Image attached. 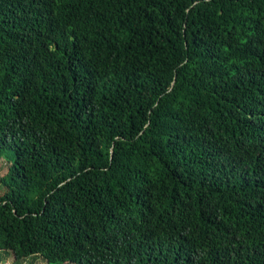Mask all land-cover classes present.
<instances>
[{
  "label": "trees",
  "instance_id": "trees-1",
  "mask_svg": "<svg viewBox=\"0 0 264 264\" xmlns=\"http://www.w3.org/2000/svg\"><path fill=\"white\" fill-rule=\"evenodd\" d=\"M0 261L264 264V0H0Z\"/></svg>",
  "mask_w": 264,
  "mask_h": 264
},
{
  "label": "rangeland",
  "instance_id": "rangeland-1",
  "mask_svg": "<svg viewBox=\"0 0 264 264\" xmlns=\"http://www.w3.org/2000/svg\"><path fill=\"white\" fill-rule=\"evenodd\" d=\"M9 164L8 158L3 155L0 157V178L7 170ZM1 181V180H0ZM47 261L41 255L27 256L24 260L21 261V264H46ZM0 264H15L14 257L10 253H4L3 259L0 261Z\"/></svg>",
  "mask_w": 264,
  "mask_h": 264
}]
</instances>
